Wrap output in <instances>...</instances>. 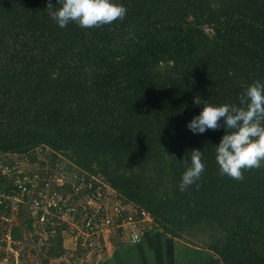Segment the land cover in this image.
<instances>
[{"label": "trees", "instance_id": "1", "mask_svg": "<svg viewBox=\"0 0 264 264\" xmlns=\"http://www.w3.org/2000/svg\"><path fill=\"white\" fill-rule=\"evenodd\" d=\"M116 2L127 9L123 19L60 28L48 5L59 0H0V153L35 160L48 149L87 181L100 176L113 200L150 213L154 228L134 246L154 242L161 264H186L191 253L198 264H264V162L242 169V179L222 174L215 144L225 130L185 126L201 108L194 95L239 104L250 83L264 80V0ZM194 148L205 169L182 189ZM0 188L9 190L3 178ZM19 216L33 229L27 213ZM109 239L102 258L128 245ZM39 247L45 262L65 253L61 227ZM80 248L75 256L87 252Z\"/></svg>", "mask_w": 264, "mask_h": 264}, {"label": "built area", "instance_id": "2", "mask_svg": "<svg viewBox=\"0 0 264 264\" xmlns=\"http://www.w3.org/2000/svg\"><path fill=\"white\" fill-rule=\"evenodd\" d=\"M6 155L0 153V178L9 187L8 192L0 188L1 240L5 245L0 264L10 262L9 255L15 253L11 246V228L20 218V209L43 234V241L60 226L63 243L68 240L69 246L64 245L65 248L73 253L84 247L87 252L75 256V264L100 260L102 244L110 243L109 236L119 237L118 228H122L124 241L131 244L140 241L147 229L154 228L147 210L113 200L116 191L101 178L91 175L87 181L83 173L77 169L70 171L62 161L42 167L45 171L41 175L37 168L31 170V158L1 159ZM121 214L126 215L122 220ZM11 256L16 264L17 257Z\"/></svg>", "mask_w": 264, "mask_h": 264}, {"label": "clouds", "instance_id": "3", "mask_svg": "<svg viewBox=\"0 0 264 264\" xmlns=\"http://www.w3.org/2000/svg\"><path fill=\"white\" fill-rule=\"evenodd\" d=\"M60 6L52 8L49 16L58 27L74 22L82 28L109 24L123 19L127 9L116 0H59ZM194 106L200 105L186 127L194 134L208 129L225 131L215 147L219 171L234 179H242V169L260 167L264 162V80H255L239 95V104L209 103L196 94ZM183 107V106H182ZM188 164L187 161H185ZM205 169L200 149H192L191 162L182 173L180 187L195 183Z\"/></svg>", "mask_w": 264, "mask_h": 264}, {"label": "rangeland", "instance_id": "4", "mask_svg": "<svg viewBox=\"0 0 264 264\" xmlns=\"http://www.w3.org/2000/svg\"><path fill=\"white\" fill-rule=\"evenodd\" d=\"M206 30H208V28H206ZM7 153L6 156L1 157V159L5 158V159H12L15 157H18L19 160H24V159H30L29 156H21V155H17V154H9V153H15V152H4ZM63 158V157H62ZM43 159L47 160L49 159L47 162H45ZM66 159V160H65ZM63 159L64 162H69L67 158ZM32 164L31 165V170L33 169H38L40 174L42 175L44 173L45 170L42 169V167L45 166H49L50 167V163L53 166L55 161L52 158V153L48 151V149H43L39 152V150H37L36 152V158L31 159ZM39 161H41V164L39 163ZM50 161V162H49ZM65 165L67 166V164L65 163ZM78 171H80L81 173L84 174V176L86 177V172L82 169H78ZM52 173V172H50ZM55 174V173H54ZM96 178L100 179L101 177L98 175H94ZM21 222V218L19 221V228L20 230H17L16 233H18V238L16 239V242L14 243V245L12 246V249L15 253L14 257H17V261L16 264H75L74 261L76 260L75 257V253H71V249L70 248H66V252L61 254L58 257H53L49 259V262H45L43 260V257L45 256L44 253V249L43 251H40V241L42 240L43 234L39 233V230L33 226V229H30L29 225H27L26 222ZM13 227V226H12ZM12 229V228H11ZM2 231V228H0V233ZM114 242L119 241V239L123 240V238H119V237H114ZM0 240H1V236H0ZM196 239H193L191 237H184L183 239H181V242L184 244H188V245H192L195 242ZM66 246H69L68 243L66 244ZM112 247H114L112 245ZM5 249V245L4 242L1 244L0 243V253ZM210 253V252H208ZM12 254L9 255V257H13L11 256ZM213 255V254H212ZM1 256V255H0ZM78 257V256H77ZM213 257V256H212ZM214 259V258H213ZM10 262H8L7 264H9ZM13 264H15V261L13 262ZM213 264H216V262H214Z\"/></svg>", "mask_w": 264, "mask_h": 264}, {"label": "crops", "instance_id": "5", "mask_svg": "<svg viewBox=\"0 0 264 264\" xmlns=\"http://www.w3.org/2000/svg\"><path fill=\"white\" fill-rule=\"evenodd\" d=\"M145 234L146 233H143L142 238H144ZM154 234H156V233H154ZM142 238H141V240H142ZM140 241H138V242H140ZM138 242L136 244L135 243L134 244L137 245V244H139ZM67 243H68V240H65V243H63V244L66 245ZM153 243L154 242H152L149 245L140 246V247H136V246H134V244L128 243L127 247L125 249H122V250L116 246L115 247L110 246L108 248V253H107L106 257L102 258V255H101L100 260L96 261L95 263L99 264V262L104 261V260L109 258L107 263L104 261L102 264H161V262L159 260V252H158L159 249L157 247H155V245ZM181 248H182L183 253H185L183 247H179V246H177V248H176V253H177V251H179L181 253ZM204 254H205V252H204ZM191 255H192V257L190 258L191 261H187L186 264H188V263L190 264V262H192V264H198L199 263L197 261L198 254L197 253H191ZM180 264H182V263H180Z\"/></svg>", "mask_w": 264, "mask_h": 264}]
</instances>
